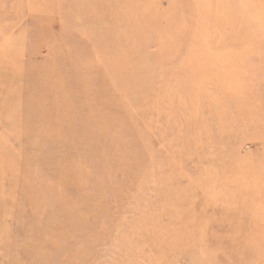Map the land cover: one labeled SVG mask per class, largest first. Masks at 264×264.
Instances as JSON below:
<instances>
[{"label":"rangeland","instance_id":"rangeland-1","mask_svg":"<svg viewBox=\"0 0 264 264\" xmlns=\"http://www.w3.org/2000/svg\"><path fill=\"white\" fill-rule=\"evenodd\" d=\"M0 264H264V0H0Z\"/></svg>","mask_w":264,"mask_h":264},{"label":"bare ground","instance_id":"bare-ground-1","mask_svg":"<svg viewBox=\"0 0 264 264\" xmlns=\"http://www.w3.org/2000/svg\"><path fill=\"white\" fill-rule=\"evenodd\" d=\"M96 3H94L92 5V11H95V5ZM77 11L79 13H83L85 10H83L81 7H77ZM114 15L111 16L112 18V22L109 24H98L95 27H99L100 29L98 30L99 32H103V34H111L112 36H114V42L108 44V42H106V40H101V43L104 44V50L102 49H97V45L99 43V40L94 39L92 40L90 43L92 44V48L95 49L94 52H91L89 54L86 55H81L82 59L84 60H78L76 66L72 67L71 72L73 71V73L75 74V76L81 78V80L87 79V78H91L89 77L90 75H92L93 72H96V74L98 73V75L100 74L101 77L104 79H106L105 77H107V79H110L112 84H114V86L119 89L121 81H122V75H118V72L120 71L121 67H123V42L121 41V33L124 32V25L118 23L117 19L115 20V17L113 19ZM80 24V28L83 27L85 23H82L79 21ZM90 25H88L89 27ZM105 27V30L103 29ZM90 29V28H89ZM77 32L81 31V29H75ZM111 47H113L114 49H111ZM77 57V56H76ZM90 59V61H89ZM94 61H97L98 64L102 65L103 67L105 66V75L103 74L102 70H99L98 68H94L92 66V64L94 63ZM109 72V73H108ZM108 74V75H107ZM121 74V73H120ZM122 77V78H121ZM84 84H86V82H84ZM89 86H87L88 88ZM114 89V87L112 88ZM83 91V90H82ZM115 89H114V93H115ZM111 92V91H110ZM89 93V94H88ZM89 95V99H92L91 96L94 94V92H91V89H86L84 88L83 91V97L86 98V100L88 101V96ZM98 102V101H97ZM111 103V102H110ZM89 105V104H88ZM94 107H97L99 105V103H93L92 104ZM92 107V106H91ZM100 119V117H99ZM236 211V210H235Z\"/></svg>","mask_w":264,"mask_h":264}]
</instances>
